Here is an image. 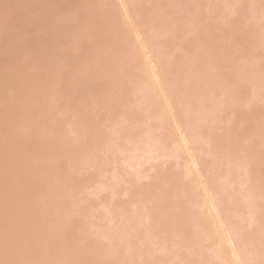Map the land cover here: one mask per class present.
Returning <instances> with one entry per match:
<instances>
[{"label":"bare ground","instance_id":"obj_1","mask_svg":"<svg viewBox=\"0 0 264 264\" xmlns=\"http://www.w3.org/2000/svg\"><path fill=\"white\" fill-rule=\"evenodd\" d=\"M50 2L0 0V264H264V0Z\"/></svg>","mask_w":264,"mask_h":264},{"label":"rangeland","instance_id":"obj_2","mask_svg":"<svg viewBox=\"0 0 264 264\" xmlns=\"http://www.w3.org/2000/svg\"><path fill=\"white\" fill-rule=\"evenodd\" d=\"M51 2H50V5H53L52 4V1L53 0H50ZM60 2H61V0H60ZM91 6L92 5H94V2H90L89 3ZM128 6L129 7H131V9H130V11H129V16L130 17H132V18H137V17H142V19H146V18H148L149 16H153L154 14H155V12L156 11H154V8H153V5L151 4V5H144V7H143V9H141V10H134V9H132L133 8V5H132V3H129L128 4ZM232 27V28H231ZM231 29H234V27L231 25ZM229 30V29H228ZM233 50H235V49H233ZM232 50V51H233ZM142 60H143V62L145 63V64H147L148 62H149V59H148V57L147 56H143L142 58H141ZM93 61V60H92ZM68 70V68L67 67H65V68H63V67H58L57 68V72L58 73H63V72H66ZM85 90H89V91H91V88H89V89H84L83 87H77V88H75V89H73L72 90V92L69 94V95H67L66 97H65V101L69 104V105H72V104H74L75 103V101H76V99L80 96V95H82L83 93H84V91ZM257 105L258 106H261V107H264V99L263 100H260V101H258V103H257ZM121 107V106H120ZM100 109H101V107H100V103L97 101V99L96 100H93V102H91V105H90V110H91V113L93 114V116H97V114H99L100 113ZM66 114V111L64 112V115ZM60 116H61V113H60ZM106 117H107V119H109V121L107 122V125H108V127H109V129L107 130V131H109L110 129H112L114 126H119V124H118V119H119V117L117 116V115H115V114H113V113H108L107 115H106ZM25 118H28L29 119V121H33L34 120V118H33V116L31 115V114H29V115H27ZM25 125L23 126V131L25 132V135L26 136H28L30 133H31V130H32V128H33V123H29V122H26L25 121ZM56 127H57V123H56V115H54L53 116V118H51V119H48L47 121H45V123L41 126V129L43 128V130L42 131H44V129L45 130H47L48 132H47V135L46 136H49V135H53L54 134V132L56 131ZM70 124L69 123H62L61 125H60V128H61V130H62V134H61V137H67L68 139H69V142H71L72 144L74 143L73 142V133L72 132H70ZM59 129V128H58ZM218 133H223L222 132V130L220 131L219 130V132ZM115 150H113V151H110V153H109V155L107 156L106 154H104L103 152H99V160L102 162V164H101V166H102V169H106V175L105 176H102V177H100V179H99V183H97V185L98 186H102V185H105L106 187L108 186V184H109V182H110V180H109V177L111 176V173L115 170V168L117 167V163H116V161H115V156H116V154H115ZM203 158H197L196 159V162H197V164L199 165V166H202V164H203ZM153 163H155V165H158L159 163H160V165H161V167H164V166H167V164H162L161 163V161H159V160H156L155 162H153ZM151 165V163H149V164H147V166H145V169L148 167V166H150ZM204 169L205 170H207V168L206 167H204ZM223 169V166H220V165H217L216 167H213L210 171H207V173H208V175H213L212 177H213V179H215V180H217L218 178H219V175H216V173L218 172V171H220V170H222ZM75 170L77 171V173H76V175L78 176V177H81L84 173H85V169H84V167H82V166H80V165H77L76 167H75ZM144 170V169H143ZM130 171V170H129ZM154 172V170L153 169H150V170H147L146 171V173L147 174H152ZM216 175V176H215ZM149 179H147V178H144V179H142V183H144V182H147ZM108 192H109V190L107 189L105 192H104V194L105 195H108ZM103 195V194H102ZM104 195V196H105ZM217 196H219V195H217ZM117 197H122L121 195H117ZM211 196H209V198H210ZM108 198H109V196L107 197V198H101V201L103 202V205H105V204H109V201H108ZM104 199V200H103ZM65 202L67 203V204H69L70 205V203L67 201V200H65ZM80 208H82V205L80 206ZM98 209L99 210H101V211H103V206L101 205V206H99L98 207ZM71 259V261H72V258H70ZM221 263H224V262H221Z\"/></svg>","mask_w":264,"mask_h":264}]
</instances>
